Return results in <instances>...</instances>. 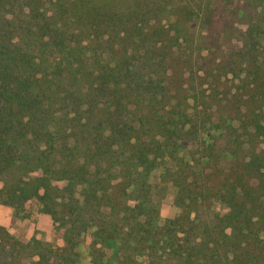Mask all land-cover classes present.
Masks as SVG:
<instances>
[{
  "label": "trees",
  "instance_id": "1",
  "mask_svg": "<svg viewBox=\"0 0 264 264\" xmlns=\"http://www.w3.org/2000/svg\"><path fill=\"white\" fill-rule=\"evenodd\" d=\"M29 203L53 235L0 225V264H264V0H0V205Z\"/></svg>",
  "mask_w": 264,
  "mask_h": 264
},
{
  "label": "rangeland",
  "instance_id": "2",
  "mask_svg": "<svg viewBox=\"0 0 264 264\" xmlns=\"http://www.w3.org/2000/svg\"><path fill=\"white\" fill-rule=\"evenodd\" d=\"M189 30L191 33H197V25L190 26ZM171 199L170 191L166 199L162 201L161 214L163 218H171L177 213ZM24 210V213L17 215L12 208L0 205V225L4 226L13 237L23 242L50 241L54 231L50 218L39 213L35 204H26ZM82 256L84 260H87L84 253Z\"/></svg>",
  "mask_w": 264,
  "mask_h": 264
}]
</instances>
